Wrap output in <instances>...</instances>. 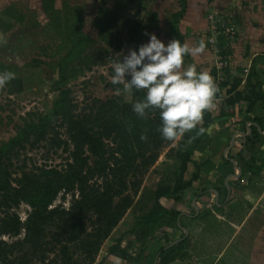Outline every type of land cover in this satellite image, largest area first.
<instances>
[{
	"label": "rangeland",
	"instance_id": "374dc122",
	"mask_svg": "<svg viewBox=\"0 0 264 264\" xmlns=\"http://www.w3.org/2000/svg\"><path fill=\"white\" fill-rule=\"evenodd\" d=\"M245 20L250 23L244 25ZM259 23L264 24V0H0V73L13 72L22 82V91L14 95L0 86V146L15 136L23 120L28 119L27 114L45 116L50 112L59 98L55 90L59 80L56 65L75 45L78 32L86 39L81 40L67 64L63 84L78 112L84 109L94 113L103 106L107 110L111 101L131 102L134 90L125 93L122 85L110 82V61L122 59L129 49L147 42L145 33L155 34L165 44L178 39L196 47L203 41V51L185 56L183 67L191 64L198 71L207 69L218 92L214 107L204 112L213 117L212 124L206 138L193 149L183 182L190 180L196 170L201 174L204 166L210 168L205 177L214 180L212 191L220 194L221 209L226 203V179L236 184V200H240L242 188L247 185L253 195H258L264 191V53L257 51ZM250 34L254 35L252 39H248ZM233 86L236 90L229 94ZM236 92L242 97L235 98ZM230 97L236 103L225 106ZM247 97H252L251 104ZM220 112L225 117L217 118ZM250 120L260 122L256 125L258 140L250 135ZM201 126L202 122L163 147L155 164L144 174L128 177L129 188L123 196L130 198L106 239L96 234L91 221L72 226L68 255L74 264H230L225 263V249L220 258L211 260L209 233H197V195H209V187H202L201 182L197 188L196 182L189 190L175 191L180 155L189 152L192 145L186 139L193 138ZM58 130L59 138L65 140L64 130ZM65 157L62 149L41 142L12 155L8 172L15 177L42 165L54 167ZM255 164L259 168L255 175L247 173L255 170ZM161 187L169 188L170 193L156 198L155 192ZM118 201L120 198L115 204ZM60 202L57 199L52 207ZM68 203L66 197L63 207L67 208ZM28 210L25 205L15 210L20 221ZM161 210L168 214L158 222L144 231L137 226L146 216L156 217ZM94 218L90 215V220ZM49 234L47 231L45 241ZM1 240L10 243L15 239ZM250 249H254L252 244ZM45 256L46 261L33 260L31 264H65L58 248Z\"/></svg>",
	"mask_w": 264,
	"mask_h": 264
},
{
	"label": "trees",
	"instance_id": "16d2710c",
	"mask_svg": "<svg viewBox=\"0 0 264 264\" xmlns=\"http://www.w3.org/2000/svg\"><path fill=\"white\" fill-rule=\"evenodd\" d=\"M85 39L78 32L75 45L56 65L59 80L55 83V90L59 98L52 103L50 112L45 116L27 114L28 119L23 120L15 136L0 146V262L3 264H31L33 260L43 262L47 259L45 255L55 248L59 249L65 264H74L68 255V244L73 239L72 226L84 220L91 221L92 226H96V234L106 239L123 216L130 198L123 196L129 188L128 177L144 174L147 168L155 164L162 148L172 142L162 139L158 132V111H149L143 118L133 112L132 105L144 96L141 91L134 90L129 103L111 101L107 110L103 106L94 113L84 109L78 112L69 90L63 84L66 81V66L75 56L81 40ZM257 84L261 87L260 82ZM4 87H7L10 95L18 94L22 91V82L14 78ZM235 90L236 86H233L228 93ZM241 97L242 94L236 92L235 98ZM251 98H246L250 104ZM235 103L234 98L230 97L226 99L225 106ZM223 117L225 113L220 112L217 118ZM212 121L213 117L204 113L201 126L204 132L198 134L197 130L193 138L186 139L192 145L189 152L180 155L175 191L189 190L199 179V170L185 183L183 175L193 149L206 138ZM250 121L253 122L250 135L258 140L260 134L256 125L259 126L260 122ZM58 129L64 130L65 140L59 138ZM141 135L146 139L141 140ZM250 141L247 137V142ZM41 142H47L56 150L62 149L66 155L62 164L54 167L42 165L13 177L8 172L11 156ZM251 162H254V158H251ZM255 167L254 171L247 173L255 175L259 170L256 164ZM169 193V188L161 187L155 196L160 198ZM66 197H69V203L64 208ZM117 198L120 201L115 204ZM57 199L61 201L60 204L52 207ZM176 200L179 201L178 196ZM21 205L29 209L23 221L15 211ZM167 214L168 211L161 210L156 217L148 215L137 226L144 231ZM90 215L95 217L94 220H90ZM47 231L50 238L45 241ZM1 237L15 240L8 243L2 241ZM46 245L48 250H45ZM83 249L87 255H92V251Z\"/></svg>",
	"mask_w": 264,
	"mask_h": 264
},
{
	"label": "clouds",
	"instance_id": "9594fccd",
	"mask_svg": "<svg viewBox=\"0 0 264 264\" xmlns=\"http://www.w3.org/2000/svg\"><path fill=\"white\" fill-rule=\"evenodd\" d=\"M145 35L147 42L119 54L122 59L110 61V82L122 85L125 93L142 90L144 96L132 105L133 112L143 118L149 111H158L161 138L174 141L196 129L204 112L214 107L218 85L207 69L198 71L191 64L183 67L185 56L203 51V41L190 47L178 39L165 44L155 34ZM14 78L13 72L0 73V86ZM203 132L200 127L198 134ZM140 139L146 137L141 135Z\"/></svg>",
	"mask_w": 264,
	"mask_h": 264
},
{
	"label": "crops",
	"instance_id": "0c3cea01",
	"mask_svg": "<svg viewBox=\"0 0 264 264\" xmlns=\"http://www.w3.org/2000/svg\"><path fill=\"white\" fill-rule=\"evenodd\" d=\"M243 23L246 25L250 23V20H245ZM259 24L261 27L258 28L256 33L257 51L260 50L264 53V24ZM253 37L254 35L250 34L248 39ZM205 169L206 171L204 172ZM208 169L210 168L204 166L197 180V188L200 187L198 185L202 182V187H209L207 190L210 193L200 197L197 195V224L199 222L197 233L203 231L209 233L210 259L213 260L217 256L220 258L225 249V263L264 264V191H259L258 195H253L251 193L253 189L249 188L248 185L247 188L243 186L240 200H236L237 196L234 193L236 184L226 179L225 183L226 181L228 182L225 189L226 203L221 206V209L218 205L220 196L216 190L212 191L211 181L214 180L207 181L205 177ZM212 174L214 173L212 172ZM240 184L246 185L244 182ZM208 196L210 198H207ZM229 200H232V202ZM261 202H263V205L259 206ZM212 208H215V210H212ZM208 213L209 217L205 218ZM228 213H230V216L227 215ZM251 244L256 250L250 249Z\"/></svg>",
	"mask_w": 264,
	"mask_h": 264
}]
</instances>
